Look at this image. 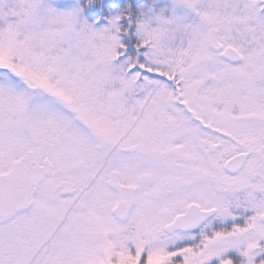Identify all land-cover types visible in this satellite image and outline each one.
I'll use <instances>...</instances> for the list:
<instances>
[{"label": "snow or ice", "instance_id": "obj_1", "mask_svg": "<svg viewBox=\"0 0 264 264\" xmlns=\"http://www.w3.org/2000/svg\"><path fill=\"white\" fill-rule=\"evenodd\" d=\"M0 264H264V0H0Z\"/></svg>", "mask_w": 264, "mask_h": 264}]
</instances>
